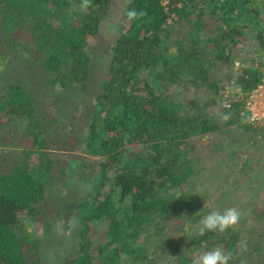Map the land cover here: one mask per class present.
<instances>
[{"label":"trees","instance_id":"16d2710c","mask_svg":"<svg viewBox=\"0 0 264 264\" xmlns=\"http://www.w3.org/2000/svg\"><path fill=\"white\" fill-rule=\"evenodd\" d=\"M79 4L0 0V264H43L51 249L59 264H192L217 247L230 264H264L259 165L242 156L233 169L260 204L248 226L196 236L212 193L199 191L193 142L220 131L221 117L262 131L241 111L264 64V0ZM131 8L147 15L128 21ZM16 64L35 67L61 109L43 114L7 75ZM232 81L242 95L226 107ZM66 129L83 137L72 153Z\"/></svg>","mask_w":264,"mask_h":264},{"label":"rangeland","instance_id":"374dc122","mask_svg":"<svg viewBox=\"0 0 264 264\" xmlns=\"http://www.w3.org/2000/svg\"><path fill=\"white\" fill-rule=\"evenodd\" d=\"M109 27L115 29L116 25L111 24V26ZM106 29L102 31V38L108 37V35L110 34V31H106ZM103 53L104 52H102L101 55H104ZM239 64L236 63V65ZM15 66V69L9 71L7 75L9 76V78L13 77V80L20 79L24 81L25 84L30 87L35 97H37L38 109L43 114L48 116L52 114L53 110L57 108L61 109L60 104L58 102H55V98L48 97V91L43 86L42 78L41 76H39V72L35 67L29 65L23 68L22 65L19 66L17 64ZM96 78L97 77H94L90 81L88 95L86 93L87 100L90 99V95H93L92 91H94L95 89ZM226 82L227 81L225 80V83ZM227 90L231 95H235V98L236 96L242 95L240 86L233 81L228 84V88H226L225 91ZM49 99H52L53 101H47ZM213 109H216L215 104L212 105V110ZM85 117L86 115L83 114L80 121H77L76 119L77 123L75 124V127L76 125L85 122ZM220 119L222 125L220 131H217L215 133H208L203 136H195L193 138V142L196 145L195 150L201 157L199 160V164L200 168L202 169L200 172L202 176L199 180L198 188L201 193H212V196L209 197V200L212 201V207H209L207 209V212L223 211L224 209L229 207H236L242 213L240 224L244 227H247L249 218H245L247 216L246 212L250 210L252 206H260V204L256 202L252 205L248 204L249 201L246 200L245 197L250 198L252 194L249 193L246 188L240 186L237 187L238 184L236 183L233 184V169L239 168L238 162L241 161L240 158L242 156L246 157L251 155V163H257V165H259V178L261 179H259V191L261 193V201L262 203H264V132H247L243 128H238L234 124L231 126H225V119L222 117ZM65 134L67 136V140L70 142V148L67 151L71 152L73 150V152H75V144L77 143V141L83 138L82 135L79 133V130L75 133H72L69 132V129H66ZM226 156H228L230 160H226ZM240 174L244 175L245 173ZM238 180L240 181V179ZM192 183L194 185V180L192 181ZM235 187H237L236 190H234ZM77 190H80L81 192L84 191V189L82 191V186H79V189ZM67 243L68 241H65L64 246H62V248H64L63 250L66 249ZM44 257L45 258L43 264H59L60 261H63V258L59 256L58 252L55 249L48 250L47 253H45Z\"/></svg>","mask_w":264,"mask_h":264},{"label":"clouds","instance_id":"9594fccd","mask_svg":"<svg viewBox=\"0 0 264 264\" xmlns=\"http://www.w3.org/2000/svg\"><path fill=\"white\" fill-rule=\"evenodd\" d=\"M93 6V0H80L79 8L82 12H87ZM147 15L144 10L131 8L126 12L128 21H137ZM227 119V117H224ZM176 199L182 197L179 191L175 192ZM241 212L236 207H229L223 211H211L199 221L196 236H204L206 233H226L229 229H234L240 222ZM188 239H192L188 237ZM232 254L220 247L206 250L192 260V264H230Z\"/></svg>","mask_w":264,"mask_h":264},{"label":"built area","instance_id":"2783aa9c","mask_svg":"<svg viewBox=\"0 0 264 264\" xmlns=\"http://www.w3.org/2000/svg\"><path fill=\"white\" fill-rule=\"evenodd\" d=\"M239 64V62H236ZM228 88V85L225 87ZM224 90V106L231 107L235 95H231L228 90ZM241 113L245 117L246 123L254 128L262 129L264 132V64L261 68V76L255 87L250 90L244 99Z\"/></svg>","mask_w":264,"mask_h":264}]
</instances>
